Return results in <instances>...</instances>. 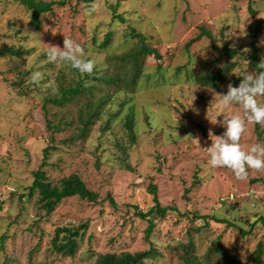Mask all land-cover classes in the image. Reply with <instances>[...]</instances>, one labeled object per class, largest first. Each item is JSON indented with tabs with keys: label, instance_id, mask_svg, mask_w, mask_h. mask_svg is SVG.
I'll list each match as a JSON object with an SVG mask.
<instances>
[{
	"label": "rangeland",
	"instance_id": "obj_1",
	"mask_svg": "<svg viewBox=\"0 0 264 264\" xmlns=\"http://www.w3.org/2000/svg\"><path fill=\"white\" fill-rule=\"evenodd\" d=\"M41 1L65 4L36 27L20 2L0 0V264H97L152 250L147 264H184L191 239L200 264H224L214 245L241 264H254L260 245L264 262V225L239 231L264 219V86L250 59L256 51L264 67V0ZM131 30L160 58L140 55L138 69L124 58L140 46ZM201 30L213 39H197ZM231 63L217 88L199 85ZM79 82L78 97L46 104ZM44 161L47 182L78 176L97 203L67 198L46 215L38 193L29 197ZM151 185L177 212L147 236L137 213L154 206ZM58 228L79 229L75 257L52 250Z\"/></svg>",
	"mask_w": 264,
	"mask_h": 264
},
{
	"label": "trees",
	"instance_id": "obj_2",
	"mask_svg": "<svg viewBox=\"0 0 264 264\" xmlns=\"http://www.w3.org/2000/svg\"><path fill=\"white\" fill-rule=\"evenodd\" d=\"M20 2L28 11L31 12V22L34 26H39V19L42 15L45 14H51L53 13V9L55 6L60 5L63 6L65 3L63 1L58 2H44L41 0H16ZM92 0H89L90 3ZM121 22H125V20L121 16H117ZM133 38L138 39L139 41V49L135 53H130L126 55L124 58H132L134 61H136L135 66L136 69H138L137 64V57L140 55L145 56H155L156 58H160L159 54L156 50L150 49L148 45L145 43V38L141 34H136L133 30ZM208 37L210 40L213 39L211 34L205 30H201V34L197 37V39H201L202 37ZM111 35L107 34L106 39L102 47H106L108 44V41H110ZM212 49L215 53L225 56L230 60H233L237 57V52L233 49H231L228 46L218 48L214 44L212 45ZM8 52L15 55L20 56V52L8 49ZM4 55V54H0ZM251 59V65L254 68V71L259 75L260 79L263 82L264 86V67H261L258 65V59L256 58V51L253 52L250 56ZM234 69V64L231 63L228 66H226L224 69L220 70L219 72L215 74H208L203 75L198 78V83L202 87H208V88H217L221 82H223L229 75V73ZM137 74H135L136 76ZM137 77V76H136ZM113 81L114 80H109ZM83 85L81 82L77 83L75 87H68L61 90V93L57 97H49L46 100V104H52L56 107H62L69 101L75 99L78 97L79 94H81ZM93 111L88 112V115L86 116V119H83V130L81 132L82 135L86 134L87 128L89 124L92 122V120L97 116L99 109V106H95L93 108ZM82 118V117H81ZM132 118L129 117V120L127 122L128 128L131 127L132 124ZM44 160L48 156V150L46 149L44 151ZM45 161L42 163L41 168L34 172V181L32 185L29 187V197H33L35 193H38L39 199V205L42 210L45 211L46 215L52 214L57 206L65 199L72 198V197H78L81 200L88 201L90 203H97L98 201V194L95 192L90 191L85 183L78 177V176H70L68 178H63L58 185H52L46 180L45 173L43 171V168L45 167ZM150 193L153 195L154 199V206L151 207L146 213L139 211L138 217H140L142 220L148 221L149 227L146 230L147 236H150L153 229H154V220L156 218H166V216L169 214V212H177L176 208L172 207H162L157 196V188L154 185L150 186ZM199 218V217H197ZM201 219H211L217 223L225 224L227 226L234 227L235 229H240L238 226L233 224L231 221L226 219H219L216 217H209L205 216ZM262 224L264 225V219L261 218L251 225V230L249 232H245L242 228L239 230L242 236H248L251 235L252 230L255 228L256 225ZM81 229L87 230V225H84L81 227ZM80 231L79 229L74 228H58L56 230L54 239L52 240V250L63 257H75L79 248V239H80ZM214 252L217 253L218 259L220 262H224V264H241V260L239 257H227L225 254H223L217 246L212 247ZM193 249V241L192 239L189 240L187 244H181V250L185 254L184 256V264H200L201 260L194 256L192 254ZM255 256L253 259L254 264H264L262 260V250L260 248V245L257 246L255 250ZM154 256V251H145V252H139L135 254L131 253H122L120 255L116 254H105L99 256L97 264H147L145 262V259L149 257Z\"/></svg>",
	"mask_w": 264,
	"mask_h": 264
}]
</instances>
